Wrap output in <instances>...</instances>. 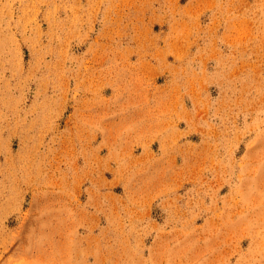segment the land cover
<instances>
[{"label": "rangeland", "instance_id": "1", "mask_svg": "<svg viewBox=\"0 0 264 264\" xmlns=\"http://www.w3.org/2000/svg\"><path fill=\"white\" fill-rule=\"evenodd\" d=\"M0 264H264V0H0Z\"/></svg>", "mask_w": 264, "mask_h": 264}]
</instances>
